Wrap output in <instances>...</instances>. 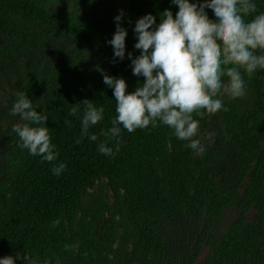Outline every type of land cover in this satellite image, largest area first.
Instances as JSON below:
<instances>
[{
	"label": "trees",
	"instance_id": "16d2710c",
	"mask_svg": "<svg viewBox=\"0 0 264 264\" xmlns=\"http://www.w3.org/2000/svg\"><path fill=\"white\" fill-rule=\"evenodd\" d=\"M256 3L264 12V0ZM121 9L126 58L113 63L106 41ZM165 9L179 10L170 0H0V257L19 253L16 264H264V71L244 76V96L222 97L228 111L194 117L202 156L164 125L122 129L115 157L97 150L105 140L113 146L100 133L116 115L101 73L135 91L144 82L127 59V52L139 55L135 22L151 13L159 24ZM21 92L48 117L67 164L59 177L50 171L56 162L18 146L12 127L20 120L11 108ZM85 100L102 105L105 119L90 129L97 141L77 143Z\"/></svg>",
	"mask_w": 264,
	"mask_h": 264
},
{
	"label": "clouds",
	"instance_id": "9594fccd",
	"mask_svg": "<svg viewBox=\"0 0 264 264\" xmlns=\"http://www.w3.org/2000/svg\"><path fill=\"white\" fill-rule=\"evenodd\" d=\"M178 6V12L165 9L161 22L151 13L135 22L134 45L139 55L127 52L132 74L143 77L144 82L135 91L128 92L124 78L103 75L104 84L113 90L116 115L111 127L101 129L108 140L97 145L100 154L115 157L122 144V129L129 133L137 129H155L161 125L172 130L177 140L193 154L202 156L205 144L197 137L199 120L205 115L228 111L222 97L239 98L246 94V81L257 72L264 71V12H258L256 0H170ZM211 10L212 17L208 11ZM114 17L116 30L106 41L113 48V63L126 58L128 30L122 26L124 10ZM252 16L250 20L245 17ZM131 25V21L129 20ZM227 77V81L223 79ZM80 117L81 143L84 138L95 142L98 137L90 129L105 119L104 107L95 102L83 101ZM79 112L73 107L71 115ZM19 116V123L12 131L19 137L18 146L42 162H56L50 169L54 176H61L67 169L66 162L59 161V150L52 143L51 131L45 126L48 117L33 107L26 93H18L11 108ZM71 122L65 120V124ZM209 137L215 133H208ZM59 219L52 222L56 228ZM67 247V246H66ZM24 259L0 257V264H16ZM32 264H37L33 261ZM45 264L49 262L45 261Z\"/></svg>",
	"mask_w": 264,
	"mask_h": 264
}]
</instances>
